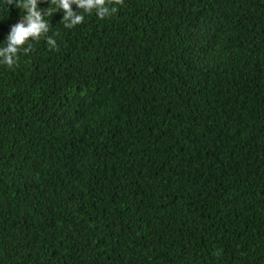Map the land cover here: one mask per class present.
Wrapping results in <instances>:
<instances>
[{
	"label": "trees",
	"instance_id": "trees-1",
	"mask_svg": "<svg viewBox=\"0 0 264 264\" xmlns=\"http://www.w3.org/2000/svg\"><path fill=\"white\" fill-rule=\"evenodd\" d=\"M116 7L0 64V264H264V0Z\"/></svg>",
	"mask_w": 264,
	"mask_h": 264
},
{
	"label": "clouds",
	"instance_id": "clouds-1",
	"mask_svg": "<svg viewBox=\"0 0 264 264\" xmlns=\"http://www.w3.org/2000/svg\"><path fill=\"white\" fill-rule=\"evenodd\" d=\"M50 7H40L41 0H6V5L14 4L22 10L19 22L11 26L5 43L0 46V64L9 68L18 66L20 54H28L33 50L34 42L45 39L50 49H58L56 40L48 36L50 21L45 17H52L57 11H63L61 22L64 27L73 28L85 20L84 13L92 14L94 11L98 18L105 19L118 12L119 5L124 0H47ZM76 5L79 12L73 10ZM114 5V6H109ZM54 6V7H53Z\"/></svg>",
	"mask_w": 264,
	"mask_h": 264
}]
</instances>
